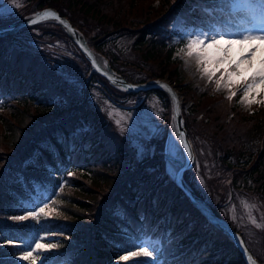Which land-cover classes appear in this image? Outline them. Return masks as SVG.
<instances>
[{"label":"trees","instance_id":"trees-1","mask_svg":"<svg viewBox=\"0 0 264 264\" xmlns=\"http://www.w3.org/2000/svg\"><path fill=\"white\" fill-rule=\"evenodd\" d=\"M34 2L32 11L51 6L56 7L61 15L83 13L93 23L101 24L102 39H97V42L93 44L83 29L72 21L87 38L89 46L95 52L104 55L111 66L128 80L140 83L147 79H162L170 76L169 80L172 83L175 82L174 80L179 81L176 83L180 86L181 94L184 92L186 96L189 90L191 91V89H184L187 86L182 85L183 82L179 78L175 59L176 46L173 45L170 35L156 23L144 25L142 22L141 27L131 29L139 33L131 34L135 36L131 50L137 53L143 62L145 60L158 69L157 71L148 70L149 77L144 78L143 75V78L136 81L132 79L134 77L132 74L131 78L124 69L117 65L118 58L115 55H109L107 52L103 54V46L99 43L106 42L111 33L120 31L118 28L124 24L110 15L109 11L117 9L119 10V13H116L118 16L125 14L127 7L133 8L129 0H37V2L34 0ZM230 4L231 2L222 3L221 0H179L177 3L174 0L173 2V5L178 6L179 9L175 11L182 14L185 22L191 25L217 24L224 28H229V26L222 25V22L237 23L246 12H234ZM170 15L172 16L168 13L166 16ZM139 21L136 20V22ZM166 21L164 20L165 23ZM9 23L10 21H7L0 25ZM121 29L126 28L121 27ZM26 30L22 29L15 35L7 36L6 40H0V106L5 108L18 105L11 108L12 115L16 118L15 122L18 123L17 126L13 125L12 121L7 125V134L13 140L10 142L15 144V138L22 133L28 116L32 115L29 112L31 107L37 106L40 111H45V116L52 113V116L61 117L72 110H76L75 114L81 113L82 116L77 123L71 120L73 116L62 123L54 124L52 123L54 121H49L51 124L48 123L47 126L42 124L43 119L38 117L33 119L32 121H36V124L44 126L42 130L34 135L35 138L32 141L29 138V142L27 145L24 144L25 147L23 146L20 152L5 159L4 170L0 167V264H27V261L19 262L15 258L20 254L18 249L22 246H12L13 244L7 241L15 237L28 238L25 234H30L32 231H36L38 235L42 229L31 220L18 222L11 219L13 216L24 215L26 210H30L22 209V202L31 201L33 197H36L38 194L36 186L40 185L41 191L45 193L38 201L42 205L60 186L65 173L84 168V166L78 167L84 164L95 165V169L89 174L90 182L96 183V188L105 187L100 191L106 196L105 200H102L104 206V212L100 216L102 221L97 223L98 227L93 231L92 243L87 247L90 253L96 248L98 250L96 254H92L94 260L90 264H134V261L139 264H145V262L146 264H246L236 245L223 232L204 220L202 214L184 197V192L173 181H170V185L165 189L160 186L164 182L157 178L149 184L150 173L145 169L146 166L143 171H139L140 169L135 171L136 165L141 162L139 163L140 160L136 159L134 151L124 145L119 146L114 155L104 150L103 144L98 140V133H91L87 129V127L94 128L92 121L98 117L92 105L85 102L84 109L78 112L77 107L82 100L81 96L74 91L65 90L58 84L56 78L55 80L48 78L43 72L44 67H40L44 66L39 63L41 60L34 54L32 55L29 50L20 47L16 49L13 45L19 43L15 39H19L22 32ZM58 31H61L60 28ZM54 32L59 33L55 30ZM116 35L123 36L124 34ZM154 62L158 63L159 68ZM92 76L108 90L109 97L123 102V105L128 98L135 96L112 86L104 77L94 72L91 73L90 77ZM43 77L48 80L47 87L42 83ZM172 78L175 79L172 80ZM177 84L175 85L178 86ZM57 89L64 91L57 94ZM154 92L164 97L170 104L165 92L160 90ZM150 93L152 92H145L144 96ZM201 103L198 102L194 107L192 105L190 110L194 111ZM230 103L232 106L230 104L228 108L234 113L231 119H228L229 125H226V128H229L226 144L232 142L238 144L252 140L254 142L260 139L259 134L264 133V117L249 115L250 117L241 127L245 132L241 134L234 126V120L240 109L237 105L234 106L233 102ZM262 111L263 109L259 110V112ZM188 120L186 126L191 136L193 128L188 124ZM85 123L87 126L84 125ZM219 132H223V128L219 129ZM263 133L260 150L254 152L255 148H253L248 154H242L243 147L238 146L236 150H224L221 156L222 163L227 170L231 169L232 173L238 171L242 173L241 181L236 175L231 178L236 186L247 189L255 188L258 193L264 195ZM250 157L253 159L250 160ZM122 164L128 176L122 177L121 172H116L115 169ZM132 168L134 172L131 173ZM80 175L86 176L84 173ZM80 179L78 176L77 181ZM77 186L73 195L68 196L65 203L57 204L60 214L71 216L70 220L65 223V229L74 235H77V231L82 228L80 221H86L81 217L90 206L86 201L96 200L95 194H97L96 188L91 185L86 187L82 181H79ZM70 200L74 204L69 202ZM95 203L97 204L98 200ZM212 208L221 216L217 204L212 205ZM54 219L56 217L49 218L47 224L52 221L59 222V219ZM145 235L161 241L163 252L159 251L154 254L157 257H162L164 254L163 260L155 263L147 257H135L128 261H119L118 257L125 255L126 251L136 250L133 246V238L139 239ZM58 238L60 241L56 243V249L49 254L44 264H62L64 261H72L73 264L82 263L81 259L85 256V254L79 255L83 250L82 242L77 240L71 242L62 237Z\"/></svg>","mask_w":264,"mask_h":264},{"label":"rangeland","instance_id":"rangeland-1","mask_svg":"<svg viewBox=\"0 0 264 264\" xmlns=\"http://www.w3.org/2000/svg\"><path fill=\"white\" fill-rule=\"evenodd\" d=\"M178 1L179 0H176V3ZM234 1L235 9L246 8L242 0ZM17 2L20 4V7H14L13 4L8 3V0H5V6L12 9V11L7 13L4 18H0L1 24L7 21H10L9 24H11L42 10L32 11L35 5L34 0H17ZM129 2L132 4L133 8L130 9L127 7V11L125 14H121V16L116 14L119 13L117 9L109 11V13H111L110 15L114 18H118L120 23H124V27L121 25L118 28L120 31L111 33L106 42L101 41L99 43L103 46V54L107 52L109 55H115L118 58L117 65L124 69L129 77L132 78L133 75L134 77L132 79L139 81L143 78V75L144 78L149 77L148 70L157 71L158 69L155 65L145 60L143 62L140 56L131 50V46L135 39V36L131 34H139L138 31H132L131 29L141 27L142 22H144V25L156 23L157 26H162L161 28L164 32H169L172 43L177 48L175 59L176 67L179 70V78L183 82L182 85L185 87L187 86V88H184L185 90L191 89L186 96L184 92L181 94L180 86L177 84L179 81L177 80V82L174 80L175 78H172V80L175 81L174 83L178 85L177 90L181 94L185 121L189 119L188 124L193 128L191 136L189 130L188 133L193 146L195 159L193 167L185 171L184 179L211 207L212 205H218L219 212L221 216H223L222 218L229 222V224L243 236L249 250L255 256L259 264H264V195L258 193L255 188L247 189L245 187L240 188L236 186L231 178L236 175L241 181L243 175L240 171L232 173L231 169L227 170L222 163L221 156L224 150H236L238 146L243 147L242 154H248L253 148H255L254 152L260 150L263 132L258 136L260 139H256L254 142L253 140L251 141L253 144L251 142H240L238 144L232 142L226 144L229 130V128H226V125H229L228 119H231L232 113H234L228 108L230 104L232 106L230 102H233V105H237V108L240 109V111L238 110L239 114L237 118L234 120V126L236 131L241 134L245 132L241 127L246 123L247 118L250 117L249 115L264 117V102L252 103L251 105L241 103L240 99L243 95V89L240 87L235 88L236 95L233 96L232 100H228L227 96L229 90L227 88L217 90L215 85V80L220 77L223 68H220L221 72L217 71L215 73L211 82L206 75H201L200 71H198L195 58L185 55L187 52V37L184 36L181 31V27L198 25H191L184 21L182 14L175 11L179 9L178 6L173 5L174 0H129ZM56 5L60 6V4ZM44 8H47V6ZM168 13H171L172 16L170 15L167 17L166 15ZM65 16L83 29L91 43L95 44L97 39H102L101 35L103 33L101 31L102 28H100L102 27L101 24L93 23V21L83 13L78 14L75 12L73 15L67 13ZM136 20L140 21L136 22ZM164 20H167V23H165ZM178 21H183V24H180ZM251 22L252 17H247L242 21L239 30L235 31L243 30L245 26H250ZM161 23L165 24L162 25ZM9 24L0 25V27H5ZM37 25V28H34L36 25L24 28L27 30L22 32L19 39H15L16 42H19L16 43L17 45L13 44L15 48L17 49L20 47L29 50L32 55L34 54L36 58L41 60L39 63L44 66L40 67H44L43 72L48 78L54 80L56 78L58 84L65 90L74 91L81 96L82 100L77 107L78 112L84 109L83 106L85 102L92 105L98 117L92 121L94 128L87 127V129L91 133H98V140L103 144L104 150L114 155L117 148L121 145L132 149L136 159H138V161L140 160L139 163L141 162L139 165H136L137 169L135 171L139 169V171H143L144 166H146L145 169L150 173L149 184L157 178L164 182H161L162 184L160 186L162 188L165 189L170 185V181H173L175 176L172 175L169 169L171 168L173 171L177 172L183 163L177 168L176 166L182 160L183 162L185 161V156L179 140L177 139V135L175 134L176 138H173L172 104L169 96L167 95L170 104L166 102L164 97L154 92L155 90L148 91L152 92L148 96H144L145 91L134 93L135 96L128 98L125 105H123V102L115 101L109 97L107 94L108 90L102 83H98L97 79H94L93 76L90 77L93 72L100 77L102 76L95 71L91 63L85 58L78 46L74 44L61 25L53 20L43 21ZM58 27L61 30L60 32L58 31ZM121 27L126 29H121ZM54 30L60 34L55 33ZM63 34H65V36ZM116 34L124 35L119 36ZM7 36L11 35L7 34L0 38V40H6ZM243 47L247 49L248 45L245 44ZM240 49V44L233 46L232 56L234 59L240 58ZM260 57L261 53L258 51L255 54L254 61L258 63ZM154 64L159 68L157 62H154ZM212 66L215 67L216 65L213 64ZM35 67L42 72L38 66L35 65ZM250 75L251 71L245 73V76ZM167 77L166 79L170 78V76ZM69 78L72 81L71 83L69 82ZM149 80L151 79H147L146 81ZM42 83L47 87L48 80L46 77H43ZM63 91L64 90L57 89L56 93L60 94ZM252 95L257 101H264V85L258 86L257 91L252 93ZM201 97L203 98L201 99ZM185 99L187 101H185ZM198 102H202L200 106L196 107L194 111L190 110V107L192 105L193 107L196 106ZM14 106L18 105H11L5 108L0 106V167L3 170L4 166H6L5 159L7 160L8 157L14 156L17 152H20L22 147H25L29 142V138H31L32 141L35 138L34 135L39 133L42 127L51 124L49 121H54L52 123L57 124L74 116L71 120L77 123V120L82 116L81 113L75 114L77 113L75 112L76 110H72L69 114L65 113L61 117L52 116V113V115L45 116V111H40L37 106L34 108L31 107L29 112L32 115L28 116L26 126L22 133L18 134V137L15 138V144H13L10 142V140H12L11 137L7 134V125L11 121L13 125L17 126L18 124L15 122L16 118L13 117L11 112V108ZM260 109H263V111L259 112ZM109 113H111V115H109ZM37 117L43 119L42 124L46 125L43 126L36 124V121H32ZM117 120L120 121L119 125L116 123ZM84 125L87 126L86 123ZM219 127L223 128V132H219V129H221ZM121 128L124 129L123 132ZM249 132H251V130ZM170 139L175 143V154L169 151ZM141 148L143 150L142 154L140 152ZM249 159L251 160L253 157ZM151 162L153 163L151 164ZM153 164L155 166H152ZM123 165L124 164L120 165L115 170L117 173L121 172L120 175L125 177L128 176V173L125 172ZM161 165L163 166L161 167ZM79 166H84V168H77L74 171H70L73 173L71 176L68 175L69 172L65 173V177L62 179L60 186L49 196V199H46L45 203H48L49 200H54L56 203L51 206L56 208L57 204H61L62 202L65 203L68 200V196L71 194L73 195L74 189L78 187L77 184L79 181H82L86 187L91 185V187L96 188V183L90 182L91 179L89 176V174L93 172L92 170L95 169V165L84 164L78 165V167ZM130 172H134V168H132ZM83 173L86 176L83 177V175H80ZM78 176L81 179L77 181ZM121 180L124 181L125 178H121ZM144 182L146 181L144 180ZM102 189H105V187L95 189L97 190V194H95L96 200H98L97 204L95 203V199L86 201L87 205L89 204L90 206L81 216L86 221H80L82 228L77 231V235L65 229V223L67 220H70L69 217L71 216H63L57 208L58 214L54 216L56 217L54 220L59 219V222L52 221L47 224V221L41 220L40 224H37L40 227L45 223L48 225L47 229L42 228L38 233V235L43 234L45 231L49 233L47 239L42 242L56 245V243L60 241L58 237L65 238L71 242L76 240L81 241L83 250H81L79 255L85 254V256L84 259H81L83 262L80 264L85 262H87L86 264L93 263L94 258H92V254H96L98 250L96 248L94 252L92 251L90 253L87 247L92 243V235L94 234L93 231L98 227L97 223L102 221V219H100V216L104 212L102 200L106 198L100 191ZM184 197L186 196L184 195ZM245 201H247L250 207L245 206L243 203ZM69 202L72 203L71 200ZM73 207L77 206L73 205ZM75 210L77 211L79 209ZM253 219L255 223L252 222ZM152 239L157 240L155 238ZM12 246H22L18 249L20 254L15 257L20 262L21 260L19 257L21 256L22 250L28 249H24L23 245L18 244H13ZM55 249L56 247L48 249L43 253V257L48 258L49 254ZM159 249L163 252V245H161L160 241ZM164 256L163 254L162 257H157V255L154 254V257L150 258V260L155 263H160ZM27 264H29V262H27ZM37 264H40V262L38 261ZM62 264L73 263L72 261H64Z\"/></svg>","mask_w":264,"mask_h":264},{"label":"snow or ice","instance_id":"snow-or-ice-1","mask_svg":"<svg viewBox=\"0 0 264 264\" xmlns=\"http://www.w3.org/2000/svg\"><path fill=\"white\" fill-rule=\"evenodd\" d=\"M224 2H231V0H221ZM245 6L248 8L249 14L252 17V22L250 26H245L243 30L232 31L231 29H225L222 27H217L212 24L208 25H198L192 27H181V31L184 36L187 37V52L185 53L188 57H194L198 65V71L201 75H206L208 80L211 82L213 76L220 68H223L221 75L215 80L216 89L227 88L229 90L227 99L232 100L233 96L236 95L235 88L240 87L243 89V95L241 96L240 102L244 104L251 105L252 103H260L264 101H257L252 93L257 91L258 86L264 85V0H242ZM8 3L14 5V7H20L17 0H8ZM12 9L5 6V0H0V18H4L7 13H10ZM40 19L53 18L63 24L66 28H70L67 21H64L60 16L52 10H45L41 14H36ZM38 20L32 18L29 23L35 24ZM183 24V21H178ZM2 31V30H0ZM238 37V38H233ZM240 44V58L234 59L232 56V48L234 45ZM247 44L248 47L245 49L243 46ZM83 47V44L81 45ZM261 53L258 63L254 61L255 54L257 52ZM89 55H92L91 53ZM93 66H99L96 63L95 58L92 60ZM106 64V62H105ZM216 65L213 67L212 65ZM251 71L250 76H245L246 72ZM108 75V73H105ZM113 83H116L118 78L112 76ZM71 83V79L69 78ZM159 83V82H157ZM128 87H133L129 85ZM161 87L167 89L172 93V89L167 85H161ZM172 99L175 104V111L179 113V101L174 93H172ZM111 115V113H109ZM116 123L119 125L120 121L117 120ZM182 123V122H181ZM123 132L124 129L121 128ZM177 139L183 144L184 149L188 152L189 158H191V151L188 142L185 140L183 132H179ZM142 148L140 152L142 154ZM169 151L175 154V143L170 139ZM173 176H177V173L171 168L169 169ZM69 176L73 173L69 172ZM37 196L33 197L31 201L22 202V209L26 210L24 215L13 216L11 219L13 221L23 222V221H34L36 224H40L41 220L47 221L49 218L57 215V208L52 207L56 202L54 200H49L48 203L39 204L41 196L45 193L41 191V186H36ZM246 207H250L247 201L243 202ZM210 222L215 223L214 219L210 217ZM255 223V220L252 221ZM34 227V226H33ZM42 228L47 229L48 225L45 223L41 225ZM28 238L15 237L9 239L7 243L23 245L21 256L19 259L21 261H27L29 264H44L47 257H43V253L48 249L56 247L55 244L44 243L49 233L45 231L41 235H37L36 231H32L30 234H25ZM243 242L241 241V244ZM133 246L135 251H126L125 255L118 257L119 261H128L135 257H147L153 258L154 253H159V241L153 240L151 237L145 235L139 239L133 238ZM245 252L247 250L245 249ZM35 253V255H34ZM249 264H255V261L249 255L247 256ZM134 264H139L135 262ZM146 264V262H145Z\"/></svg>","mask_w":264,"mask_h":264},{"label":"water","instance_id":"water-1","mask_svg":"<svg viewBox=\"0 0 264 264\" xmlns=\"http://www.w3.org/2000/svg\"><path fill=\"white\" fill-rule=\"evenodd\" d=\"M45 10H52L55 11L62 20L67 21V24L70 25V28H66L63 24H61L59 21L53 19V18H45L40 19L39 16L36 14H41ZM32 18H36L38 20L37 23L32 24L29 23V20ZM47 20H53L56 21L59 25H61L65 31L68 33L72 41L79 47L80 51L84 54L85 58L91 63L92 67L95 69L97 73H99L102 77H105L113 86L120 88L122 90H125L127 92L131 93H137L140 91H151V90H161L168 94L171 100L172 104V127L174 128L175 134L178 136L179 132H183L185 136V140L188 142L190 146L191 151V158L188 156V152L184 149L183 144L180 143L182 151L185 156V161L182 164V166L177 170V176L173 179L177 187H179L186 195V197L190 200L192 205L196 207L201 214L204 216V218L212 224L213 227L219 229L222 231L227 238H229L238 248L240 253L242 254L244 261L246 264H249V261L247 259V256H251L252 259L255 261V264H259V262L256 260L255 256L252 254V252L249 250L243 236L237 232L225 219H223L221 216L217 215L212 207L202 198L200 197L191 187L190 185L185 181L184 179V173L185 171L191 169L194 164L195 154L193 150V146L191 144V141L188 137V131L186 128L185 118L183 116V109H182V98L181 94L177 90L175 86L168 80V79H160V80H149L144 83H133L131 81H128L124 76H122L120 73L115 71L112 66L110 65L109 61L107 64V67L101 66L97 61V65L99 66V70L97 67L93 66L92 60L94 57V51L89 47L85 37L83 34L73 25V23L70 21V19L66 16H63L60 14V12L53 7H47L42 9L41 11H38L35 14H32L30 16L24 17L14 23H11L5 27H0V38L4 37L5 35H12L20 31L21 29L28 28L31 26H34L40 22L47 21ZM83 44V47L81 46ZM92 55H89V54ZM106 59V58H105ZM96 60V59H95ZM108 73L106 75L105 73ZM112 76L118 78L116 83H113ZM159 82V83H157ZM129 85H132L133 87H128ZM161 85H167L172 89V93L175 94L179 101V113L177 114L175 111V104L172 99V93H170L167 89L161 87ZM182 122V123H181ZM210 217L214 219L215 223L210 222ZM241 241L243 242L241 244ZM245 249L247 252H245Z\"/></svg>","mask_w":264,"mask_h":264},{"label":"bare ground","instance_id":"bare-ground-1","mask_svg":"<svg viewBox=\"0 0 264 264\" xmlns=\"http://www.w3.org/2000/svg\"><path fill=\"white\" fill-rule=\"evenodd\" d=\"M234 46H237V44L234 45ZM94 52H95V51H94ZM94 57H95L96 61H97L101 66H103V67H107L108 61H107V59H105L100 53L95 52V53H94ZM105 62H106V64H105ZM173 85L176 86L174 83H173ZM176 88H178V87L176 86ZM74 94H76V93H74ZM77 95H78V94H77ZM79 96H80V95H79ZM144 99H145V98H144ZM172 129H173V133H174V134H173V138L175 139V138H176V137H175V131H174V128H173V127H172ZM182 163H184L183 160L177 164L176 168L179 167Z\"/></svg>","mask_w":264,"mask_h":264}]
</instances>
